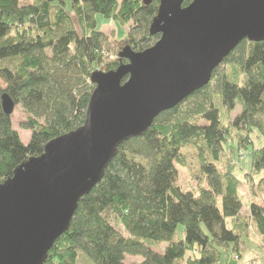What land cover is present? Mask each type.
Listing matches in <instances>:
<instances>
[{
    "label": "trees",
    "instance_id": "obj_1",
    "mask_svg": "<svg viewBox=\"0 0 264 264\" xmlns=\"http://www.w3.org/2000/svg\"><path fill=\"white\" fill-rule=\"evenodd\" d=\"M158 5V0L148 5L143 0H0V183L40 156L50 140L83 125L94 89L91 73L126 62L118 52L114 61L106 60L107 39L96 16L127 26L117 40L119 49L141 52L159 39L149 34ZM3 95L26 116L21 128L31 133L27 143L13 129L12 115L3 112ZM198 97L194 108L182 109ZM252 132L263 145L249 152L250 171L242 182L225 146L239 140L247 151ZM188 145L195 149V176L204 183L196 191L175 183L174 164L183 165ZM241 185L252 195L256 187L264 193V42L246 40L215 69L207 86L118 147L102 180L78 202L68 231L45 264H78L81 255L95 264H126V257H137L138 264H219L223 252L240 258L242 238L253 237L264 250V201L254 195L259 201L251 200L244 216ZM179 225L182 237L176 238ZM251 227L258 235H250Z\"/></svg>",
    "mask_w": 264,
    "mask_h": 264
},
{
    "label": "water",
    "instance_id": "obj_2",
    "mask_svg": "<svg viewBox=\"0 0 264 264\" xmlns=\"http://www.w3.org/2000/svg\"><path fill=\"white\" fill-rule=\"evenodd\" d=\"M158 1L149 26L159 35L155 44L141 52L124 47L118 58L125 64L91 73L83 125L50 140L0 183V264H45L118 147L207 86L242 41L264 42V0ZM14 107L3 95V112Z\"/></svg>",
    "mask_w": 264,
    "mask_h": 264
},
{
    "label": "rangeland",
    "instance_id": "obj_3",
    "mask_svg": "<svg viewBox=\"0 0 264 264\" xmlns=\"http://www.w3.org/2000/svg\"><path fill=\"white\" fill-rule=\"evenodd\" d=\"M24 2H27V0H22ZM75 28L78 30V24L76 20H74ZM96 26L97 29L100 30L104 36L107 39V51H106V56H107V61H114L116 57H114L115 53H119L121 50L119 48L120 45L117 43V40L119 38H122L125 33L127 32V26H120L114 21H107L104 20L100 16H96ZM78 33L80 34V31L78 30ZM153 46V45H152ZM119 59V58H118ZM126 63V62H125ZM123 63V64H125ZM228 70H230V67H227ZM217 96L214 97L215 104L217 106L220 105L219 99L216 98ZM201 98H194L191 100H188L186 102V106H183L182 109L184 111L189 110L191 107L194 108L195 104L200 102ZM184 102V101H183ZM223 112V110L221 111ZM235 114V113H233ZM229 117V116H228ZM12 127L13 129L18 133L20 140L22 143H27L30 138V131L24 130L21 128V124L26 121V116L23 114L22 110L20 107H15L14 112L12 114ZM195 121V119H193ZM200 122V121H199ZM250 138L252 140V145L247 146V151L240 146L239 140H234V141H229L228 144L225 146L226 150H229L232 158L233 164L235 166L237 165L235 174L239 176V178L243 181H245L246 174L249 173L250 171V156L249 152L253 149H258L262 147L263 145V140L258 137L257 132H252L250 135ZM183 156L180 158L182 160L183 165L180 164H174L176 172H177V178H176V185L179 186L183 191H196L198 185H204L203 182H200L198 179V176H195L197 174V161L195 159V149L188 145L183 149ZM227 160L225 157H222V161ZM203 181V179H201ZM255 180V179H254ZM201 183V184H200ZM247 188V187H246ZM245 186H240V190L238 192V197L243 203V213H247V210L249 208L250 201L258 203L259 199L255 196L260 195V199L264 201V193L260 194V190L256 187L255 188V194L252 195L248 193L246 190ZM251 197V199L249 198ZM246 214H244L245 216ZM252 230H250V235H258L254 232V228L251 227ZM183 230V226L179 225L177 228V237H182L181 233ZM244 243H246V249L242 254V261L241 264H251V261H256L257 264H264V250L261 249V247L258 245L259 238L258 237H253L249 239L242 238ZM255 245L257 246L256 250ZM163 247V246H161ZM222 263L220 261L219 264H239L240 262L237 261L236 257L231 253V252H223L222 254ZM126 264H138L140 262V259L137 257H126L125 259ZM239 262V263H238ZM78 264H95L89 257L86 255H81L78 260Z\"/></svg>",
    "mask_w": 264,
    "mask_h": 264
},
{
    "label": "crops",
    "instance_id": "obj_4",
    "mask_svg": "<svg viewBox=\"0 0 264 264\" xmlns=\"http://www.w3.org/2000/svg\"><path fill=\"white\" fill-rule=\"evenodd\" d=\"M249 198L251 199V197H249ZM248 212H249V211L247 210V213L245 212V213H243V214H247V215H248ZM256 247H257V246L255 245V248H256ZM245 249H246V243H245V245H244V250H245ZM256 250H258V249L256 248ZM243 252H244V251H243ZM242 256H244V255L241 253V254H240V258L236 259L237 261L240 262V263L238 262L239 264H241ZM222 258H223V256H221V260H220L221 263H222ZM250 263H251V264H257L256 261H251Z\"/></svg>",
    "mask_w": 264,
    "mask_h": 264
}]
</instances>
